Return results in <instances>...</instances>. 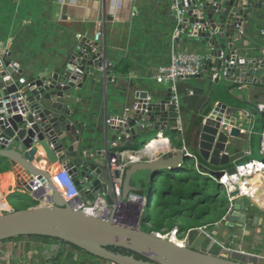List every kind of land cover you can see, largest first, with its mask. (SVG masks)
Instances as JSON below:
<instances>
[{
	"label": "water",
	"instance_id": "95a60500",
	"mask_svg": "<svg viewBox=\"0 0 264 264\" xmlns=\"http://www.w3.org/2000/svg\"><path fill=\"white\" fill-rule=\"evenodd\" d=\"M259 11L264 12V0H169L168 13L177 22V36L185 35L209 55L201 73L185 80H206L214 93L231 83L249 85L250 91L254 85L264 88V75L256 74L259 61L247 58L246 50L239 45L249 17ZM93 47L98 44L82 41L64 54H55L40 68L29 69L12 58L11 45L0 41V165L7 164L16 173L18 189L47 202L45 206L0 215V244L21 238H48L110 264H249L239 257L247 259L243 253L216 255L188 244L179 246L161 234L141 229L149 201L143 205V195L142 205L130 203L131 194L142 192L134 178L149 172L154 181L161 171L183 169L187 159L193 158L186 150H171L160 158L130 166L123 175L122 203L117 204L113 189L121 174L111 170L112 158L125 151L147 149L152 136L153 140H165V136L177 135L180 114L172 87L163 94L138 90L130 94L124 108L104 119L102 128L89 130L82 114L76 111L77 94L87 88L88 78L97 72L109 82L114 77L108 72L111 65L106 53L95 52ZM262 93L264 100V90ZM251 105L259 112L255 103ZM256 111L249 117L252 128ZM215 112L220 113L218 121L202 122L197 138L200 159L216 169L202 164L199 170L219 184L221 178L236 174L243 164L238 162L244 140L238 119L231 114L247 111L220 103ZM224 115L235 120L229 130L221 124ZM259 118L264 121V113L260 112ZM41 161L50 167L61 166L57 177L70 178L71 187L66 184V189L76 192L80 202L101 197L108 211L93 216L73 209L50 173L35 165ZM238 195L239 188L230 197ZM229 205L227 226L264 227V218L251 215L241 199Z\"/></svg>",
	"mask_w": 264,
	"mask_h": 264
},
{
	"label": "crops",
	"instance_id": "0c3cea01",
	"mask_svg": "<svg viewBox=\"0 0 264 264\" xmlns=\"http://www.w3.org/2000/svg\"><path fill=\"white\" fill-rule=\"evenodd\" d=\"M168 8L169 0H0V41L11 45L12 58L29 69L40 68L55 54H64L82 41L97 43L98 47H93V50L106 53L111 65L108 72L114 75L113 80L109 82L102 72H97L88 78L87 88L77 94L75 100L76 111L82 114L88 129L97 132L107 116L124 108L132 92L142 90L163 94L172 87L167 83L158 84L153 77L160 67L170 63L173 47L179 51L204 53V48L189 42L185 35L177 36V22L170 18ZM249 19L248 28L242 29L239 45L246 50L247 58L259 61L260 68L256 74L263 76L260 31L264 28V12L259 11ZM97 34H101L99 42H95ZM253 87L250 91L249 85L231 83L226 89L214 93L206 80L177 82L174 91L180 102L183 135L165 136V141H159L165 144L155 151L145 149L144 161L160 158L171 150H186L193 157L186 171L205 178L199 166L212 167L199 157L197 133L201 123L220 103L247 111L231 114L238 119V128L244 140L238 163L261 161L260 141L264 121L251 104L264 105V88L260 84ZM255 111L252 128L249 117ZM35 165L48 171L53 181L62 172L59 164L50 167L41 161ZM134 182L140 187V176L134 178ZM257 196L256 199H261L263 205L246 198L241 200L250 208L251 215L264 218V211H260L264 208V187ZM0 202L1 210L9 208L2 215L47 203L18 189L16 173L7 164L0 165ZM226 218L201 227L204 232L199 228L198 231L189 230L182 240L195 249L236 256L224 250L231 247L248 255L247 259L239 257L245 258L249 264H264V227H229ZM67 249L57 243L31 237L10 240L0 244V264H110L76 252L70 253L72 258H68ZM63 251L66 254L62 255Z\"/></svg>",
	"mask_w": 264,
	"mask_h": 264
},
{
	"label": "built area",
	"instance_id": "2783aa9c",
	"mask_svg": "<svg viewBox=\"0 0 264 264\" xmlns=\"http://www.w3.org/2000/svg\"><path fill=\"white\" fill-rule=\"evenodd\" d=\"M175 8L176 6L173 7V9ZM260 37L263 41L260 54L262 59L264 60V28L260 31ZM100 38H101V34H97L95 36V42H99ZM208 60H209V55L207 54L179 51L178 49H175L173 47L170 63L167 66L160 67L157 73L154 75L153 79L158 84H164L170 82L172 85V89L174 91V85L180 80H185L186 77H194L199 75L205 63ZM173 101L176 102L177 112L180 114V106L178 103L179 100L176 95H174ZM258 110L259 112L264 113V105H258ZM218 115H220V113L215 112V110H213L212 113L206 118L205 122L207 120H212L215 122L218 121L217 119ZM224 116H225L224 119L225 122L222 121L221 124L226 126L225 128L229 130L232 126L233 127L235 126L234 125L235 120L233 121L232 118L230 119L227 115ZM226 119H228V121L230 120L231 122L226 121ZM232 121L233 124L231 125L230 123H232ZM177 128H178V133L183 135L182 121L180 119L178 120ZM159 137H162V135L160 134ZM145 153L146 152L144 149L132 153L122 152L118 154V157L112 158L111 170L113 172H119L121 174V176L118 179H115V184L113 189L114 198L118 205L122 203L121 189H122L124 173L130 166L137 163L146 162L144 161ZM260 153L261 156L263 157L262 161H249L247 163L239 165L237 167L236 174L232 176L225 175L219 181V185H221L225 190L229 203L237 198L238 199L246 198L256 203L255 197L257 193H259V191L264 187V132L261 134ZM65 178H67V176H65L64 178H60L56 176L54 178V183L56 187L57 185H59V187H57L59 193L70 204V206L73 209L83 211L93 216H102L108 211V206L105 204V200L101 197H97L93 201L80 202V200L77 199L78 198L77 194L69 193L68 190L66 189V186L64 185ZM213 180L216 181L215 179ZM244 185L248 186L249 193H244L242 191V187ZM237 188H239V195L235 197H230L231 193L237 191ZM143 200H144L143 205H145L148 199L145 196H143ZM129 201L132 204H134L135 202H139L140 205H142L140 195L131 194L129 196ZM5 211L6 210L0 209V215H2V213H4ZM199 230L204 232L203 228H199ZM179 236L180 234L178 233V229L175 228L170 233H168L163 237H166L167 239L172 241V239L179 240ZM181 242L182 245L185 244V241L182 240ZM224 250L228 252V254H232L236 252L241 253V251L233 250L231 247L224 248Z\"/></svg>",
	"mask_w": 264,
	"mask_h": 264
},
{
	"label": "trees",
	"instance_id": "16d2710c",
	"mask_svg": "<svg viewBox=\"0 0 264 264\" xmlns=\"http://www.w3.org/2000/svg\"><path fill=\"white\" fill-rule=\"evenodd\" d=\"M190 161H192L190 158L187 159L183 169L171 174L166 171L159 172L154 181L151 180L149 172H142L137 175V177H141V175L146 174L141 179L142 192L140 196L144 195L149 201L147 209H145L149 211V215L146 216L144 212L140 221V227L143 231L162 234L161 232L169 229L172 231L176 228L173 224L176 219H184L185 225L177 227L178 233L181 234L206 226L208 224L206 220L209 219H213V223L210 224L225 220L230 205L227 199L222 198L225 193L224 188L211 179H205L186 171L185 168ZM149 184H151L152 190L148 197L147 186ZM31 238L58 243V241L48 238ZM62 245L64 248H68L65 250L68 251V258H72L70 253L76 252L83 257L95 259L75 247ZM111 250L116 253L131 254L122 249ZM65 251L62 252V255L66 254Z\"/></svg>",
	"mask_w": 264,
	"mask_h": 264
},
{
	"label": "rangeland",
	"instance_id": "374dc122",
	"mask_svg": "<svg viewBox=\"0 0 264 264\" xmlns=\"http://www.w3.org/2000/svg\"><path fill=\"white\" fill-rule=\"evenodd\" d=\"M155 138V136H152L149 140H148V142L147 143H150L153 139ZM263 160V158L261 157V161ZM169 174H171V172L169 173ZM140 179H143V176L141 175V177H140ZM205 179H208V177H205ZM151 190H152V186H151V184H149L148 186H147V195H148V197L150 196V193H151ZM222 198L223 199H227L228 200V198H227V196H226V194L224 193L223 195H222ZM135 205H140V203L139 202H135L134 203ZM7 209H9L8 207H7ZM6 209V210H7ZM230 211V210H229ZM140 212V211H139ZM229 213V212H228ZM145 214H146V216H148L149 215V211L147 210H145ZM145 216V217H146ZM185 220L184 219H176L175 221H174V226L177 228V227H182L183 225H185ZM206 223H208V224H210V223H213V219L211 220V219H209V220H206ZM192 230H197V228H195V229H192ZM171 231H170V229L169 230H167V231H165V232H161L162 234V236H165V235H167L168 233H170ZM184 234H186V232H183V235L182 236H179V240L180 241H182V238H183V236H184ZM233 249V248H232ZM233 250H235V249H233Z\"/></svg>",
	"mask_w": 264,
	"mask_h": 264
},
{
	"label": "bare ground",
	"instance_id": "6f19581e",
	"mask_svg": "<svg viewBox=\"0 0 264 264\" xmlns=\"http://www.w3.org/2000/svg\"><path fill=\"white\" fill-rule=\"evenodd\" d=\"M217 119H219V117H218ZM159 141H160V140H153V141L151 142L150 146L148 147V151H155L157 148H159V147H163V144H165V143L162 142V144H160ZM57 187H59V185H57ZM61 188H62V187H61ZM242 191H243L244 193H249V188H248V186H247V185H244V186L242 187ZM256 197H258V196L256 195ZM256 197H255V198H256ZM255 201H256L258 204H260V206L263 205V203H261V202H262L261 199H255ZM172 242L175 243V244H177V245H179V246H182V242L179 241V240H177V239H172Z\"/></svg>",
	"mask_w": 264,
	"mask_h": 264
},
{
	"label": "clouds",
	"instance_id": "9594fccd",
	"mask_svg": "<svg viewBox=\"0 0 264 264\" xmlns=\"http://www.w3.org/2000/svg\"><path fill=\"white\" fill-rule=\"evenodd\" d=\"M68 185V186H70L71 187V181H70V178L69 177H67V178H65V180H64V185ZM72 194H77L76 192H73Z\"/></svg>",
	"mask_w": 264,
	"mask_h": 264
},
{
	"label": "flooded vegetation",
	"instance_id": "af4514ba",
	"mask_svg": "<svg viewBox=\"0 0 264 264\" xmlns=\"http://www.w3.org/2000/svg\"><path fill=\"white\" fill-rule=\"evenodd\" d=\"M60 246H63L62 244H59Z\"/></svg>",
	"mask_w": 264,
	"mask_h": 264
}]
</instances>
